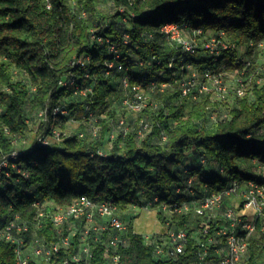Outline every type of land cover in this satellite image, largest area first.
Masks as SVG:
<instances>
[{
    "label": "trees",
    "instance_id": "trees-1",
    "mask_svg": "<svg viewBox=\"0 0 264 264\" xmlns=\"http://www.w3.org/2000/svg\"><path fill=\"white\" fill-rule=\"evenodd\" d=\"M112 2L113 10L101 13L97 0H0V160L18 148L20 153L8 160L25 171L22 174L5 167L10 176L1 173L0 223L15 214L31 220L35 200L47 207H64L87 196L109 200L118 211L148 204L165 226L191 231L200 221L198 216L161 209L162 204L180 203L191 196L181 192L188 177H194L195 194L204 184L212 190L227 184L229 177L219 172L221 167L229 176L263 181L261 175L248 172L238 161L264 165V73L262 83L254 84L240 97L216 99L208 92L197 98L190 93L184 95L175 84L182 73L177 58L172 67L167 66L178 50L166 44L158 28L174 21L201 27L204 32L208 29L214 35L223 32L239 49L222 51L216 68L223 65L227 72L246 75L261 66L256 65V58L257 47L264 41V0ZM131 13L133 16H129ZM125 15L126 24L121 20ZM91 29L116 44L118 59L109 52V43L91 39ZM123 33L129 35L127 43L122 41ZM85 56L89 59L84 65H73L75 58ZM191 59L199 70L212 62L206 54ZM111 60L123 63L132 82L146 86L149 80L156 81L141 111L123 108L120 77L124 70L107 69L105 62ZM139 60H151L152 68L140 65ZM15 73L24 78L15 79ZM69 75L78 89H85L84 93H79L75 85L58 84ZM162 81L168 85L160 87ZM113 101L118 102L117 109L110 106ZM55 108L66 112L54 114ZM41 110H45L44 118L38 115ZM223 112L227 117L222 118ZM32 114H36L38 123L34 134L28 136ZM120 117L125 129L117 127ZM142 118L149 128L139 135ZM93 119L99 128L95 136L84 135L83 131L63 134L67 122L79 120L80 126L85 122L91 125ZM53 129L60 130L62 136L38 145L37 137L50 136ZM257 227L248 243L247 264H258L259 257L264 256L260 221ZM31 230L26 239L33 234L46 240L58 237L48 219ZM109 235L106 231L98 234L97 240L90 241L89 259L75 264H187L196 258L198 250L189 240L181 254L155 255L129 220L122 233L124 241L110 248L118 255L113 263L103 254ZM72 242L59 251L58 259L75 252L77 237ZM0 264H16L13 245L2 240ZM27 264L42 263L31 258Z\"/></svg>",
    "mask_w": 264,
    "mask_h": 264
},
{
    "label": "built area",
    "instance_id": "built-area-1",
    "mask_svg": "<svg viewBox=\"0 0 264 264\" xmlns=\"http://www.w3.org/2000/svg\"><path fill=\"white\" fill-rule=\"evenodd\" d=\"M120 11L124 8L120 7ZM84 14V12H82ZM129 16H133L131 13ZM128 16L121 18L123 23H128ZM158 31L164 34L165 41L169 47L176 48L177 54L172 56L167 63L172 67L177 58L181 75L176 78L175 84L182 94H191L192 98H197L201 94L210 93L216 99H229L233 96H243L254 84H261L263 81L264 65L251 70L244 75L243 72L237 74L223 70V65L216 68L218 57L224 50L239 49L238 45L225 38L223 32L218 35L204 36L205 32L201 27H190L185 23L166 21L162 23ZM91 39L97 42L109 43L108 49L115 59L119 58V49L109 38L97 35L94 29L90 30ZM123 43L129 41L128 33L122 34ZM260 42L259 45H262ZM206 54L212 57V62L207 67L199 70L191 57ZM89 59L88 56L75 58L73 65H84ZM157 63L160 62L155 56L152 57ZM140 65L152 68L151 60H139ZM107 69L116 68L123 71L120 83L124 90L122 105L128 111L139 112L147 104V94L157 86L155 80L148 81L146 86L140 82L130 81L122 62L107 61ZM108 72V70H106ZM162 73V72H160ZM231 74L233 79L227 77ZM61 86L75 85L79 93H84L85 89H78L72 75L63 77L58 82ZM168 83L162 81L159 86H167ZM89 89V88H88ZM62 108H55L53 113L64 114ZM38 115L44 118L45 110L39 111ZM227 117L223 112L222 118ZM139 135L148 130L149 125L145 119L139 121ZM117 127L125 129L124 119L119 118ZM90 134L95 136L99 130L97 127H90ZM62 136L60 130L53 129L50 136L40 135L37 137L38 145H46L51 138L59 139ZM79 136H83L80 132ZM164 139L165 136L162 135ZM102 153L101 151H99ZM20 151L18 148L3 155L0 160V188L3 186L1 173L6 177L10 176L5 167H11L16 171L25 174L18 163L10 162L8 158H15ZM205 163V159H201ZM263 181L254 179H238L229 176L222 167L219 172L229 177L227 184L217 190L210 189L207 185H202L201 192L195 194L193 189V178L188 177L186 186L181 192L191 196L180 203L162 204L161 209L168 212L191 213L199 217L198 225L191 231L185 228H171L166 226L165 235L159 240H151L145 237L148 244L152 246L155 255L176 256L185 252L189 240L197 246L196 258L187 264H247L245 258L248 250V243L257 231V222L260 221V230L264 229V165L258 164ZM177 191H180L177 188ZM156 200V197L154 198ZM33 206L36 208L33 218L23 219L18 214L13 218L0 223V240L13 245L16 264H27L31 258L38 259L42 264H75L86 261L91 256L90 241L97 240L98 234L106 231L110 232L109 237L104 242V257L116 263L118 255L111 253L119 242H123L122 233L126 230L118 209L109 200H93L87 196L74 199L69 205L64 207L47 205L44 202L35 200ZM48 219L51 226L56 230L58 237L56 240H46L35 234L26 239V234H31V229L41 226L42 220ZM167 223V222H166ZM64 231L66 233H64ZM73 237H77V249L70 257L58 259L61 249L72 245Z\"/></svg>",
    "mask_w": 264,
    "mask_h": 264
},
{
    "label": "rangeland",
    "instance_id": "rangeland-1",
    "mask_svg": "<svg viewBox=\"0 0 264 264\" xmlns=\"http://www.w3.org/2000/svg\"><path fill=\"white\" fill-rule=\"evenodd\" d=\"M96 7H97L98 12L110 13L113 10V2H112V0H97ZM210 35H212V32L208 29L205 30L204 36H210ZM166 44L168 45V43H166ZM238 52L240 53V51H238ZM256 60H257V64H256L257 66L258 65H264V41H263L262 45H258V47H257V58H256ZM14 77H15V79H20V78H24V75H22L20 73H15ZM227 77L230 78V80L233 79V77L230 73L227 75ZM110 106L115 107L116 109H117V107H119L117 101H113L110 104ZM127 115L128 114H126L125 116H127ZM98 117H102V116H98ZM96 119L92 120L93 123L91 125L89 123H88L89 124L88 125L87 122H85L86 125L83 123V125H81V126L79 124V120L69 121L66 124L67 125L66 130L64 131L63 134L71 135L74 133H78L79 131H83L84 135H85V133L90 134L91 129L89 126H91V127L94 126V127L98 128V126L96 124ZM28 123H29V128L31 129V133H29L28 136H31L34 134V131H35L37 123H38V118H37L36 114H32L29 116ZM111 132H109L108 135H110V137L112 138L111 135L113 132L112 133ZM238 165H240L241 167L246 169L248 172H253L256 175H261V173L258 170L259 168L257 166V163H255V162L248 161V160H239ZM120 214H121L120 215L121 219L123 220L125 225H127L129 220H132L134 227L138 231H145L148 229H150V231H153L155 227H165V229H166V226L162 223V220L158 217L156 209L149 206L148 204H145L141 207H136V208H133V206H127L122 210V212ZM161 230H163V228H161ZM257 263L258 264H264V256H260Z\"/></svg>",
    "mask_w": 264,
    "mask_h": 264
},
{
    "label": "crops",
    "instance_id": "crops-1",
    "mask_svg": "<svg viewBox=\"0 0 264 264\" xmlns=\"http://www.w3.org/2000/svg\"><path fill=\"white\" fill-rule=\"evenodd\" d=\"M137 206H133V208H136ZM119 215H121L120 213L122 212V210L118 211ZM134 226V225H133ZM161 228H163V230H161ZM134 231L137 233H141L144 238L145 237H149V239L153 240V239H157L159 237H162L163 235H165V227H155L153 231H150V229L145 230V231H138L136 230V228L134 227ZM155 231V232H154ZM149 232V233H148ZM154 232V233H153ZM146 239V238H145Z\"/></svg>",
    "mask_w": 264,
    "mask_h": 264
}]
</instances>
